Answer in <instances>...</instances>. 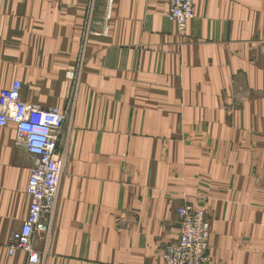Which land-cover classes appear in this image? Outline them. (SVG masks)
I'll use <instances>...</instances> for the list:
<instances>
[{
    "label": "crops",
    "instance_id": "0c3cea01",
    "mask_svg": "<svg viewBox=\"0 0 264 264\" xmlns=\"http://www.w3.org/2000/svg\"><path fill=\"white\" fill-rule=\"evenodd\" d=\"M0 0V99L66 118L39 264H162L176 209L213 208L211 264H264V0ZM34 157L0 127V264ZM210 224V222H209Z\"/></svg>",
    "mask_w": 264,
    "mask_h": 264
},
{
    "label": "built area",
    "instance_id": "2783aa9c",
    "mask_svg": "<svg viewBox=\"0 0 264 264\" xmlns=\"http://www.w3.org/2000/svg\"><path fill=\"white\" fill-rule=\"evenodd\" d=\"M109 2L111 0H108ZM168 18L179 32L193 19V0H167ZM21 83L15 81L0 99V127L13 124L17 137L34 157L26 192L29 197L28 216L19 230L10 236L8 253L22 252L28 264H39L34 248L38 236L47 235L55 211L58 184L63 161L57 151L66 114L58 109H42L26 104L20 97ZM179 236L166 246L162 264H211L209 226L202 211L183 205L176 209Z\"/></svg>",
    "mask_w": 264,
    "mask_h": 264
},
{
    "label": "rangeland",
    "instance_id": "374dc122",
    "mask_svg": "<svg viewBox=\"0 0 264 264\" xmlns=\"http://www.w3.org/2000/svg\"><path fill=\"white\" fill-rule=\"evenodd\" d=\"M181 206H183V205H181ZM188 206H190V205H188ZM192 208L194 210H198V211H202L203 212V214L205 216V219H206V221L208 223V226H209V235H210L209 240H211V232H212V228H213L212 227V222L214 221V210H213V208H194V207H192ZM209 222H210V224H209Z\"/></svg>",
    "mask_w": 264,
    "mask_h": 264
}]
</instances>
